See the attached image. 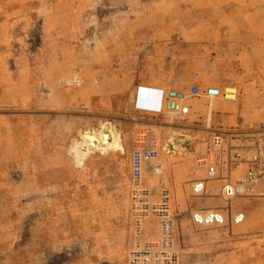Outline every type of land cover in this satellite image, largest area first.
Instances as JSON below:
<instances>
[{
	"label": "rangeland",
	"instance_id": "rangeland-1",
	"mask_svg": "<svg viewBox=\"0 0 264 264\" xmlns=\"http://www.w3.org/2000/svg\"><path fill=\"white\" fill-rule=\"evenodd\" d=\"M24 2L0 29V264H264L259 191L229 202L242 223L191 219L226 206L201 164L216 131L264 140V0ZM193 85L236 97L161 109ZM140 147L156 155L134 181Z\"/></svg>",
	"mask_w": 264,
	"mask_h": 264
},
{
	"label": "built area",
	"instance_id": "built-area-1",
	"mask_svg": "<svg viewBox=\"0 0 264 264\" xmlns=\"http://www.w3.org/2000/svg\"><path fill=\"white\" fill-rule=\"evenodd\" d=\"M204 96L208 99L224 97L227 100H234L236 89L234 87H206L201 90L197 85L190 87L188 93L178 90L165 91L161 98L160 107L162 110L180 116L190 113L189 97ZM216 131L208 148L207 155L201 159L206 173L209 176H219L224 179L221 188V201L226 206L218 209L206 210L204 212L194 211L191 219L199 225H223L226 221L233 224L242 223L245 214L242 211H233L229 202L237 197H252L259 191L263 201L264 211V140L260 139L261 132H250L254 144L244 147L235 143L234 136L239 133ZM264 133V132H263ZM156 155L154 148H137L132 156L133 179L139 181L141 177V164L145 159ZM242 170V176L234 179L233 173ZM194 195H201L206 190L204 180H196L191 186Z\"/></svg>",
	"mask_w": 264,
	"mask_h": 264
},
{
	"label": "bare ground",
	"instance_id": "bare-ground-1",
	"mask_svg": "<svg viewBox=\"0 0 264 264\" xmlns=\"http://www.w3.org/2000/svg\"><path fill=\"white\" fill-rule=\"evenodd\" d=\"M142 90V92H141ZM138 99H146V88L140 87L138 93ZM96 132L94 130H86L84 138L82 139V145L87 151L91 150H100L105 145L112 142L113 138L116 136V132L112 131L111 133L105 129Z\"/></svg>",
	"mask_w": 264,
	"mask_h": 264
},
{
	"label": "crops",
	"instance_id": "crops-1",
	"mask_svg": "<svg viewBox=\"0 0 264 264\" xmlns=\"http://www.w3.org/2000/svg\"><path fill=\"white\" fill-rule=\"evenodd\" d=\"M24 1L25 0H0V29L11 28V14L18 13L16 9H20V7L24 8L26 5Z\"/></svg>",
	"mask_w": 264,
	"mask_h": 264
}]
</instances>
